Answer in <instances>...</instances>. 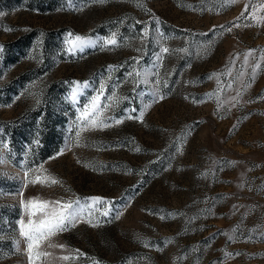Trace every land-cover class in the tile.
<instances>
[{
  "label": "rangeland",
  "instance_id": "rangeland-1",
  "mask_svg": "<svg viewBox=\"0 0 264 264\" xmlns=\"http://www.w3.org/2000/svg\"><path fill=\"white\" fill-rule=\"evenodd\" d=\"M0 264H264V0H0Z\"/></svg>",
  "mask_w": 264,
  "mask_h": 264
}]
</instances>
